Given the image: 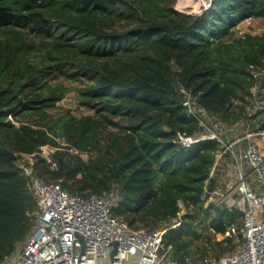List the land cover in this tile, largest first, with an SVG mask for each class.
Instances as JSON below:
<instances>
[{
    "label": "trees",
    "instance_id": "obj_1",
    "mask_svg": "<svg viewBox=\"0 0 264 264\" xmlns=\"http://www.w3.org/2000/svg\"><path fill=\"white\" fill-rule=\"evenodd\" d=\"M177 1L0 0V264L36 223L16 155L46 146L57 149L59 169L38 156L39 179L63 181L71 194L115 191L113 216L136 231H163L179 264L220 259L242 245V236L238 244L225 237L231 224L241 229L242 213L202 199L222 146H181L180 136L200 127L179 88L223 122L243 118L245 132L264 131V79L263 109L247 115L256 106L249 69L264 70V35L233 39L242 22L264 19V0H216L199 15L179 12ZM62 78L87 84L79 95L89 114L51 119L66 93L51 83ZM71 151L95 154L85 161Z\"/></svg>",
    "mask_w": 264,
    "mask_h": 264
},
{
    "label": "built area",
    "instance_id": "obj_2",
    "mask_svg": "<svg viewBox=\"0 0 264 264\" xmlns=\"http://www.w3.org/2000/svg\"><path fill=\"white\" fill-rule=\"evenodd\" d=\"M215 1L205 0L202 13L210 10ZM248 20L255 22L254 19ZM249 71L253 82L251 102L257 106L255 111H248L251 118L256 110L263 109L258 97L262 91L264 70L251 65ZM179 93L186 114L200 127V132L192 137L181 135V146L189 148L207 140L217 141L222 146L209 172L202 199L217 209L237 210L243 215L240 234L236 225L231 224L225 235L231 239L242 236L243 243L239 249L220 259L203 257L200 264H264V152L253 141L263 137L264 131L244 132L230 143L226 133L217 132L216 128L223 131L221 127L225 124L220 117L212 116L184 87L179 88ZM68 109L73 116L81 114L77 101L70 100ZM241 121L233 126L237 127ZM56 151L46 146L35 154L16 155L19 175L37 203L36 223L25 246L16 251L6 264H179L173 247L163 242V231H136L126 221L113 216L118 200L115 191L71 194L63 187V181L52 183L39 179L35 174L37 157L45 159L50 168L57 171L59 164L53 157ZM71 154L87 161L95 152L80 154L71 151ZM226 156L230 157L235 169V181L229 183L224 191L217 186L212 190L209 182L216 179L221 161ZM179 206L182 207L181 202ZM186 262L192 264L188 259Z\"/></svg>",
    "mask_w": 264,
    "mask_h": 264
},
{
    "label": "rangeland",
    "instance_id": "obj_3",
    "mask_svg": "<svg viewBox=\"0 0 264 264\" xmlns=\"http://www.w3.org/2000/svg\"><path fill=\"white\" fill-rule=\"evenodd\" d=\"M183 2H185V0H178L177 1L176 10H178L179 12H182L185 14H190V15H199L204 10V6H203V4H201V7H200L201 10L199 9L200 12L198 11V12L192 13L191 11L190 12L187 10L184 11L182 9ZM263 31H264V19L255 20L254 23L249 21V20H246V21L242 22L241 24H239L238 27L234 30L235 34L233 36V39L243 37L244 35H253V36L259 35V36H261V35H264ZM51 85L58 86V87L62 88L63 90H66L65 97L61 101L62 103L60 105L57 104L55 108L48 111V114L51 116V119H54V120L65 115L66 112H69L68 102L70 100L77 101L80 105L79 91L87 86V84L83 81L69 79V78L59 79L56 82H52ZM254 111H250V112H254ZM87 114H89V112L86 110V108L81 107V114L75 115V117H81V116L87 115ZM11 121L15 122V120H11ZM223 123H225L222 125L223 127H221V128H223V131H221L222 129L216 128L217 132H219V134L226 133L227 134L226 136L228 137V140L230 141V143H232L236 139V137L242 136L243 133L245 132L244 131V125H245L244 119H243V121L240 122V124L237 127H234L233 126L234 124H231V123H226V122H223ZM253 141L255 143H257V145H259L260 149L264 152V136L254 138ZM245 170L249 172V170L247 168ZM234 181H235V169L233 167V164L231 162L230 157L226 156L221 161L219 170L216 173V179H215L216 186L220 190L224 191L226 189V186L229 183H232ZM236 227H237V225H236ZM238 229L239 228L237 227V231L239 233L240 230H238ZM238 237H240V235ZM234 242H235V244H238L239 238L234 239ZM24 246H25V244L21 245L17 249V251L19 249L23 248ZM238 249L239 248H237L236 251ZM200 250H202V249L200 248V246L198 244L197 245L195 244L193 246L192 252H193V260L194 261L198 262V259H199L198 253H202ZM195 252H196V254H195Z\"/></svg>",
    "mask_w": 264,
    "mask_h": 264
},
{
    "label": "bare ground",
    "instance_id": "obj_4",
    "mask_svg": "<svg viewBox=\"0 0 264 264\" xmlns=\"http://www.w3.org/2000/svg\"><path fill=\"white\" fill-rule=\"evenodd\" d=\"M204 2H205V0H185V2H183L182 9L184 11L185 10H187L189 12L191 11L192 13L198 12L200 7H201V4H203Z\"/></svg>",
    "mask_w": 264,
    "mask_h": 264
},
{
    "label": "crops",
    "instance_id": "obj_5",
    "mask_svg": "<svg viewBox=\"0 0 264 264\" xmlns=\"http://www.w3.org/2000/svg\"><path fill=\"white\" fill-rule=\"evenodd\" d=\"M227 186H228V185H227ZM227 186H226V187H227ZM210 258H215V257L212 255Z\"/></svg>",
    "mask_w": 264,
    "mask_h": 264
},
{
    "label": "water",
    "instance_id": "obj_6",
    "mask_svg": "<svg viewBox=\"0 0 264 264\" xmlns=\"http://www.w3.org/2000/svg\"><path fill=\"white\" fill-rule=\"evenodd\" d=\"M113 255H115V253Z\"/></svg>",
    "mask_w": 264,
    "mask_h": 264
}]
</instances>
